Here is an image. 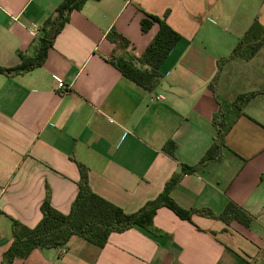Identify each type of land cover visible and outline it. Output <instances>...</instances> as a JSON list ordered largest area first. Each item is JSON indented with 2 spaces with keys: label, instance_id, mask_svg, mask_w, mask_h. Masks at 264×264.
<instances>
[{
  "label": "crops",
  "instance_id": "0c3cea01",
  "mask_svg": "<svg viewBox=\"0 0 264 264\" xmlns=\"http://www.w3.org/2000/svg\"><path fill=\"white\" fill-rule=\"evenodd\" d=\"M63 1L0 0V68L36 56ZM148 16L181 35L153 92L112 63L115 52L142 56L160 28L144 33ZM255 20L264 27V0H88L54 34L43 66L0 73V264L13 242L12 220L35 228L47 188L52 206L68 215L84 166L94 193L136 213L184 165L199 164L216 117L230 127L220 157L185 175L171 197L186 211L215 215L232 202L253 218L249 226L200 215L189 221L162 207L153 222L163 234L136 226L111 234L103 248L73 236L13 264H264V45L219 70ZM112 30L127 48L107 38ZM59 81L69 93L57 90ZM255 92L263 93L239 115L235 100ZM170 140L175 159L163 150Z\"/></svg>",
  "mask_w": 264,
  "mask_h": 264
},
{
  "label": "trees",
  "instance_id": "16d2710c",
  "mask_svg": "<svg viewBox=\"0 0 264 264\" xmlns=\"http://www.w3.org/2000/svg\"><path fill=\"white\" fill-rule=\"evenodd\" d=\"M88 0H64L56 10L54 19H50L46 24L57 27L55 36L70 21L72 12L83 8ZM99 1V0H95ZM159 24L158 33L152 39L145 52L140 57L129 54H113L112 63L122 73L123 77L138 85L147 92H153L163 78L162 65L170 53L181 40V35L172 29L165 21L157 17L148 16L141 21V29L147 33L154 24ZM107 38L117 48L124 49L129 46V42L115 30L110 31ZM52 41L42 39V45L33 59L22 58V63L13 68H0L1 74L19 75L30 72L43 66L47 57L48 47ZM264 45V27L255 20L247 30L230 56L219 62V70L222 65L231 59L243 58L250 60ZM219 73V71H218ZM211 83V88L215 91L218 74ZM263 92L249 93L239 96L233 103L238 114H244L247 103ZM218 126L213 143L196 166L182 167L180 173L172 175L165 185L160 195L149 202L143 208L133 214H127L120 207L106 201L98 196L89 185L88 170L80 166L81 178L79 181V191L68 215H64L56 210L51 204V190L47 188L46 197L41 206L42 219L35 228H29L16 220H12L13 242L9 250L4 255L5 264H13L16 259L27 258L34 250L59 248L68 243L70 238L78 236L90 244L103 248L113 233H123L134 227H140L153 235L163 234L154 226V217L159 208L167 207L182 219L191 220L193 215L217 219L231 224L237 221L244 226H249L253 218L243 209L230 202L222 213L215 215L211 210H191L182 209L171 197L172 190L180 183L185 175L192 174L204 168L210 161L220 157L225 146V136L230 127L219 118L214 119ZM163 150L172 158H176L177 144L170 140Z\"/></svg>",
  "mask_w": 264,
  "mask_h": 264
},
{
  "label": "built area",
  "instance_id": "2783aa9c",
  "mask_svg": "<svg viewBox=\"0 0 264 264\" xmlns=\"http://www.w3.org/2000/svg\"><path fill=\"white\" fill-rule=\"evenodd\" d=\"M57 90H59L62 94L69 93L70 91V86L66 85V83L59 81L57 83Z\"/></svg>",
  "mask_w": 264,
  "mask_h": 264
},
{
  "label": "water",
  "instance_id": "95a60500",
  "mask_svg": "<svg viewBox=\"0 0 264 264\" xmlns=\"http://www.w3.org/2000/svg\"><path fill=\"white\" fill-rule=\"evenodd\" d=\"M56 26L55 27H53V28H51L50 30H49V32H48V35H47V40L48 41H51L52 40V38H53V36H54V34H55V31H56Z\"/></svg>",
  "mask_w": 264,
  "mask_h": 264
}]
</instances>
